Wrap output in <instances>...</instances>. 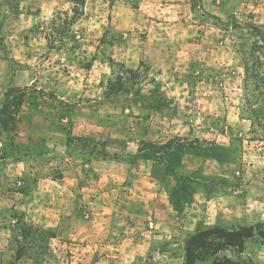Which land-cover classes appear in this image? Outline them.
<instances>
[{
    "label": "rangeland",
    "instance_id": "obj_1",
    "mask_svg": "<svg viewBox=\"0 0 264 264\" xmlns=\"http://www.w3.org/2000/svg\"><path fill=\"white\" fill-rule=\"evenodd\" d=\"M173 137L221 160L144 178L134 154ZM240 226L218 255L264 264V0H0V264H184Z\"/></svg>",
    "mask_w": 264,
    "mask_h": 264
},
{
    "label": "trees",
    "instance_id": "obj_2",
    "mask_svg": "<svg viewBox=\"0 0 264 264\" xmlns=\"http://www.w3.org/2000/svg\"><path fill=\"white\" fill-rule=\"evenodd\" d=\"M185 154H203L216 160H221V152L217 146L207 143L205 147H201L197 139L184 141L180 137L170 138L164 143L152 142L143 144L134 156L144 160H157L159 161L158 163H162L165 166V170L174 174L178 171V167L181 165ZM189 179H192V175L175 174L174 180L177 183H175L170 194L175 209H178L180 200H184L185 202L191 200V197L187 198L183 194L189 187L185 183ZM180 181L182 183L178 188L177 185ZM252 235L253 230L251 226H240L232 229L222 227L197 229L185 240L184 264H194L197 260L204 261L207 259H212L211 264H237L236 261L225 255L219 256L218 252L228 247H233L240 251L244 240Z\"/></svg>",
    "mask_w": 264,
    "mask_h": 264
},
{
    "label": "crops",
    "instance_id": "obj_3",
    "mask_svg": "<svg viewBox=\"0 0 264 264\" xmlns=\"http://www.w3.org/2000/svg\"><path fill=\"white\" fill-rule=\"evenodd\" d=\"M197 157L191 154H185L182 158V164H183V168H197L196 165H194L193 163L197 160ZM195 160V161H194ZM191 163V165H190ZM140 168L142 169L143 172V177L144 178H148L149 181H151V177H150V170H151V164L149 162V160H144L140 163ZM153 183L152 182H148L147 183V187H149L151 189ZM156 193H160L159 194V201L157 202V200L155 202H152L150 204L144 205V208L148 211H150L152 213V218L154 219V222L152 221V225H153V229H154V238H157V240H160V238L162 237L161 233H164V236H167L168 233H170L169 230V226L166 227L164 224L162 225L160 222H158L156 219L157 218V214L159 213H169L172 211L168 200L166 198V192L163 190V192H160V186L156 187ZM165 192V193H164ZM159 216V215H158ZM157 233V234H156Z\"/></svg>",
    "mask_w": 264,
    "mask_h": 264
}]
</instances>
